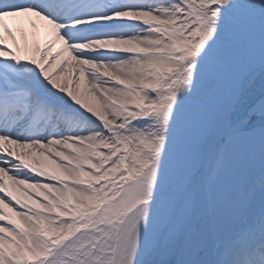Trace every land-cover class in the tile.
<instances>
[{
    "label": "snow or ice",
    "instance_id": "1",
    "mask_svg": "<svg viewBox=\"0 0 264 264\" xmlns=\"http://www.w3.org/2000/svg\"><path fill=\"white\" fill-rule=\"evenodd\" d=\"M0 264H264V0H0Z\"/></svg>",
    "mask_w": 264,
    "mask_h": 264
},
{
    "label": "bare ground",
    "instance_id": "2",
    "mask_svg": "<svg viewBox=\"0 0 264 264\" xmlns=\"http://www.w3.org/2000/svg\"><path fill=\"white\" fill-rule=\"evenodd\" d=\"M10 24H11V21H10ZM259 87V85L257 84V88ZM241 101H243L244 102V99L242 98V100Z\"/></svg>",
    "mask_w": 264,
    "mask_h": 264
}]
</instances>
